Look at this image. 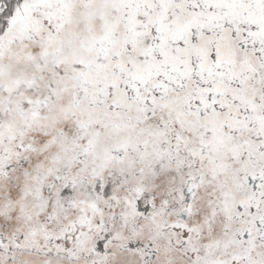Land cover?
<instances>
[{
	"label": "snow or ice",
	"instance_id": "1",
	"mask_svg": "<svg viewBox=\"0 0 264 264\" xmlns=\"http://www.w3.org/2000/svg\"><path fill=\"white\" fill-rule=\"evenodd\" d=\"M0 264H264V0H0Z\"/></svg>",
	"mask_w": 264,
	"mask_h": 264
}]
</instances>
